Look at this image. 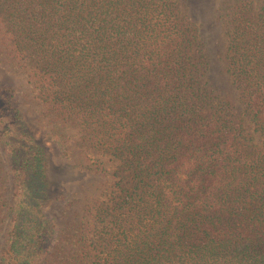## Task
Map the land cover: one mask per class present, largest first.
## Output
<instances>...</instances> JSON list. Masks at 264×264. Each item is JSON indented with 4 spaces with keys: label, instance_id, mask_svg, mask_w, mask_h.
I'll list each match as a JSON object with an SVG mask.
<instances>
[{
    "label": "trees",
    "instance_id": "16d2710c",
    "mask_svg": "<svg viewBox=\"0 0 264 264\" xmlns=\"http://www.w3.org/2000/svg\"><path fill=\"white\" fill-rule=\"evenodd\" d=\"M219 11L252 132L201 82L202 41L176 0H0V53L27 76L51 141L70 158L76 138L88 170L105 174L104 155L127 177L59 264H264V0ZM12 98L0 87V264H40L58 245L48 208L66 195Z\"/></svg>",
    "mask_w": 264,
    "mask_h": 264
},
{
    "label": "rangeland",
    "instance_id": "374dc122",
    "mask_svg": "<svg viewBox=\"0 0 264 264\" xmlns=\"http://www.w3.org/2000/svg\"><path fill=\"white\" fill-rule=\"evenodd\" d=\"M221 2L222 0H176V5L179 16L188 19L197 28L202 41L207 67L201 82L205 83L207 89L213 90V94L229 101L232 113L243 120L247 131L252 132V127L248 126L242 116L239 91L226 72L224 54L228 27L219 17ZM2 86L13 90L12 102L21 111L28 131L47 150L48 175L52 188L55 193L66 195L51 202L48 208V213L53 216L56 225L55 241L58 245L40 263L59 264L70 259L71 249L80 244L84 233L88 237L97 234V229L94 230L92 226L98 222L94 214L115 188L113 184L116 180L121 178V185H125L126 173L122 172L120 162H113L109 156L104 155L98 156V162L104 167L105 174L88 170L86 167L94 165L95 158L84 154L83 149L78 146L79 143L74 142L76 138L68 140L70 158L63 156L59 145L51 141V125L41 115L43 106L35 99L27 76L0 53V87ZM75 132L76 129L68 130L70 135ZM254 136L252 143L261 145L263 139L255 133ZM3 159L5 162V158ZM97 227L99 229L100 225Z\"/></svg>",
    "mask_w": 264,
    "mask_h": 264
}]
</instances>
